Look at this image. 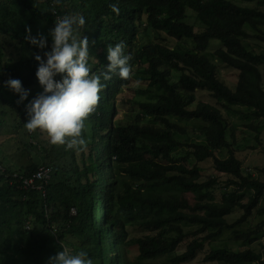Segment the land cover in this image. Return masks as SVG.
Listing matches in <instances>:
<instances>
[{"label": "trees", "instance_id": "16d2710c", "mask_svg": "<svg viewBox=\"0 0 264 264\" xmlns=\"http://www.w3.org/2000/svg\"><path fill=\"white\" fill-rule=\"evenodd\" d=\"M46 1L49 12L36 8L35 0L10 2L24 6L32 17L52 28L57 17L82 14L86 23L80 31L93 32L96 45L102 49L96 55L101 64L95 73L106 71L109 44L123 41L125 54L131 56L143 16L157 33L166 32L178 41L191 40L195 47L178 51L154 43L136 56L146 62V77L158 94L156 101L139 104L141 114L129 129L112 123L111 101L124 80L118 71L110 74V80L101 78L104 90L91 115L95 154L90 152L85 160L82 152L83 163H74L75 184L46 182L45 193L27 189L24 179L41 168L33 165L21 172L13 171L0 161V264H47L49 257L62 251L61 244L74 253L87 252L94 264H186L204 249L207 240L218 238L225 230H233L236 240L248 244L257 241L264 230V207L260 205L264 181L244 175L242 162L227 139V124L221 111L204 101L198 102L196 91L207 90L219 103L247 107L256 117L264 119V67L260 68L264 64V53H256L244 43L252 36L249 29L259 32L264 27V11L231 0ZM243 1L264 6V0ZM112 4L118 5L119 14L111 10ZM188 9L194 11L198 22L204 26L202 31L196 32L192 25L184 22ZM14 17L11 15V25H14ZM2 27L11 29L0 21ZM214 40L223 45V49L216 52L217 57L239 72L235 90L219 80L216 65L205 55ZM3 56L0 41V66ZM38 66L32 57L6 63L4 70L27 89L35 84ZM8 104L22 115L21 105ZM171 118L204 123L202 132L206 142L194 144L193 151L187 153L181 163L174 159V153L182 144L175 135H184L186 129ZM225 149L229 156L219 159L216 153ZM55 151L57 155H71L75 162L73 150L63 147L59 153ZM190 156L196 160L192 168L187 166ZM58 157L61 156L51 159L49 155L51 161L44 168L52 172L53 160ZM209 159L214 160L215 171L231 178L228 182L233 190L225 192L221 201H216L212 191L219 182L217 179L199 182L204 170L200 163ZM109 175L112 179H108ZM243 191H253L247 202L243 200ZM189 193L194 195L193 202L187 196ZM57 206L64 208L67 214L48 213ZM73 208L75 216L70 215ZM236 209L243 210L244 214L229 223L226 217ZM255 215L261 216V222L254 230L244 233L235 229ZM30 218L48 224L51 229L44 235L33 233L26 227ZM127 225L148 234L129 239ZM54 226L56 233L52 231ZM201 233L207 234L203 239H193L183 253L163 263L155 261L175 252L187 237ZM127 245L138 251L137 258L131 262L121 257ZM214 262L264 264L262 255L250 248L234 250L225 246L212 249L200 264Z\"/></svg>", "mask_w": 264, "mask_h": 264}, {"label": "rangeland", "instance_id": "374dc122", "mask_svg": "<svg viewBox=\"0 0 264 264\" xmlns=\"http://www.w3.org/2000/svg\"><path fill=\"white\" fill-rule=\"evenodd\" d=\"M10 1L11 0H0V21L5 22V24L10 25L11 27L9 30L3 27L0 28V41L3 45L4 55L0 66V161L4 167H8V169L13 171L21 172L33 165H37L38 169L46 167L51 161L48 158L49 155L51 156V159L61 156L62 158L58 157L57 160H53L54 166H51V178L48 183H61L68 181V183L75 184L77 176L75 175L72 166L74 163H83L81 162L82 152L85 154V160H87L90 152H92L93 155L95 154V133L92 116L86 121V129L84 131V137L87 140V149L85 151L73 150L75 162L71 155H57L55 150L57 149L59 153L63 150V147L66 148V146L52 145L47 133L40 130L29 133L25 129L24 123L28 120L26 105L34 99L38 93L42 92L43 89L36 78L35 84L26 89L30 93L28 100L19 104L22 107V115H19L8 104V102L18 104L17 101L20 97L15 92L5 87V83L10 79V75L4 70V64L10 62L16 63L25 58H32L34 57L33 54H40L43 56V52L38 47L25 41L28 28L31 29L33 36L42 33L48 37V48L44 51H50L52 40L51 37L48 36V33L52 27L48 26L41 20L32 17L24 6L14 5ZM35 1L36 8L42 9L44 12L50 11V7L46 0ZM231 1L241 6L257 8L264 11V6L259 5L257 2H245L243 0ZM10 13L15 16L13 18L14 25H11L10 23L12 21ZM184 22L192 25L196 32H200L204 29V26L198 22L194 11L191 9L187 10V18ZM141 24L142 26L134 40L133 50H131L130 65L133 67L132 77L128 81L124 80V84H122L115 92L111 101L114 109L112 123L115 126L128 129L131 128L132 125H135L139 119L138 115L141 114L139 104L148 101H156L158 94L157 88L152 86L146 77V62L136 56L139 55L145 47L154 43H161L178 51L191 50L195 47L191 40L182 39L181 41H178L170 38L166 32H161L160 34L157 33L153 28L148 26L146 16L141 18L140 25ZM249 32L252 36L245 40L244 43L249 44L251 50L256 51V53H264V39H262V37H264V27H262L259 32H255L252 29H249ZM81 34L87 36L89 39V50L92 55L90 65L95 73V69L101 64V61L97 60L96 55H98L102 49L100 46L96 45V39L94 40L93 32L90 30L81 31ZM255 34H258L259 36H256ZM104 37L105 35L102 34V38ZM220 49H223V45L219 41L214 40L206 50L205 55L216 65L217 77L219 80L232 90H235L239 72L225 65L217 57L216 52ZM263 67L264 64L260 65L261 69H263ZM25 73L26 72H23V74ZM55 79L60 80L61 77L57 76ZM137 80L141 81L139 85L135 83ZM196 99L198 102L204 101L209 103L221 111L227 124V139L229 143H231L236 157L242 162V171L244 175H250L254 179L264 181V119L256 117L253 111L247 107L240 105L225 106L224 103H219L207 90H197ZM171 120L177 122L181 127L186 129L184 135H175V138L181 141L182 144L174 153V159L178 163H181L184 162L183 159L187 153L193 151L192 147L194 144L206 142L205 136L202 132L204 123L199 120H184L178 118H171ZM91 148L92 151H90ZM216 156L219 159H225L229 156V152L225 149L217 152ZM195 164L196 160L190 156L187 166L192 168ZM213 164V159L200 163V166L204 170L199 182L203 183L213 178L217 179L219 182L212 191L216 201H221L223 194L233 190V186L229 185L228 182L231 178L226 174L215 171ZM115 166L119 165L115 164ZM108 179H112V175H109ZM242 193L244 202H247L253 191H243ZM187 196L191 202L194 201L193 194L189 193ZM260 205L264 207V197ZM55 212H60L63 215L67 214L64 208H59L58 206L50 211L48 210V213ZM243 214V210L236 209L230 216L226 217V220L229 223H234ZM260 222L261 216L255 215L248 221V223L238 226L235 229L240 232L243 231L244 233H248L249 231L254 230ZM62 226H64V221L60 223L61 228ZM26 227L29 230H33L32 232L37 235H44L48 232L47 230L49 228L51 229L48 224L43 225L32 218L29 219ZM192 229L196 230L195 227ZM126 231L128 232L129 239L130 237H141L148 234L145 231L134 229L129 225L126 226ZM232 231L233 230H225L218 238L207 240L204 249L197 254L194 260L186 264L203 263L206 254L212 249L224 246L230 247L234 250H245L250 248L257 253H260L264 260V230L258 236V240L252 244L245 243L242 240H236L232 235ZM206 234L207 233H201L187 237L175 252L163 255L155 261L163 263L166 260L183 253L186 250L187 245L192 242L193 239H203ZM137 255V249L128 245L121 251V257L125 262L135 260ZM208 264L218 263L214 262Z\"/></svg>", "mask_w": 264, "mask_h": 264}, {"label": "clouds", "instance_id": "9594fccd", "mask_svg": "<svg viewBox=\"0 0 264 264\" xmlns=\"http://www.w3.org/2000/svg\"><path fill=\"white\" fill-rule=\"evenodd\" d=\"M110 8L119 14L117 4L110 5ZM85 23L82 14L57 17L54 27L48 33L52 40L50 51H44L48 48V37L44 34L33 36L28 28L25 36L27 43L43 52V56L33 54L39 65L36 76L43 91L26 105L28 120L24 127L29 133L37 130L47 133L52 145L66 146V150L87 149L84 131L86 121L101 99L100 93L104 88L101 78L110 80V74L118 71L119 77L128 81L133 74L131 56L125 54L126 44L123 41L107 46L106 71L93 72L89 39L80 31ZM57 76L61 79H55ZM135 83L139 85L141 81L137 80ZM5 87L20 97L18 104L28 100L30 93L23 88L19 79L10 78ZM61 247L62 251L49 257L47 264H94L87 252L74 253L63 244Z\"/></svg>", "mask_w": 264, "mask_h": 264}, {"label": "built area", "instance_id": "2783aa9c", "mask_svg": "<svg viewBox=\"0 0 264 264\" xmlns=\"http://www.w3.org/2000/svg\"><path fill=\"white\" fill-rule=\"evenodd\" d=\"M51 178V171L50 169H45L44 167L41 168L37 173L33 174L32 177L24 179L23 185L25 188L29 189H38L44 191V183L48 182ZM71 214L75 215L76 212L72 209ZM53 231L57 232L56 226L53 227Z\"/></svg>", "mask_w": 264, "mask_h": 264}]
</instances>
